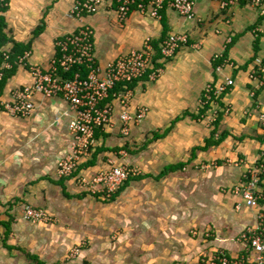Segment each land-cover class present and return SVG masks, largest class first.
<instances>
[{
	"label": "crops",
	"instance_id": "0c3cea01",
	"mask_svg": "<svg viewBox=\"0 0 264 264\" xmlns=\"http://www.w3.org/2000/svg\"><path fill=\"white\" fill-rule=\"evenodd\" d=\"M75 1L9 0L4 12L8 41L1 48L11 53L21 44L25 50L18 56H29L27 64L15 61L0 90V204L8 203L1 214L6 224L0 226V264H35L27 252L46 264H210L216 251L244 253L241 235L257 225L256 211L233 190L246 180L249 168L264 163V71L261 84L250 78L259 67L258 58H264V6L245 1L222 9L216 0H194V19L167 6L166 36L186 32L190 42L172 58L158 59L160 77L152 80L149 68L133 83L131 109L147 106V116L124 135L116 115L114 129H103L91 157L82 159L71 176L61 177L59 162L71 152L73 140L69 124L74 112L68 102L38 93L35 109L24 117L12 116L6 105L17 88L33 83V67L50 68L57 40L80 28L82 22L69 15ZM84 22L94 31L101 65L142 47L148 37L159 42L166 29L162 18L137 9L120 22L115 8L104 7ZM38 27L44 29L34 35ZM228 77L235 84L205 102L206 86ZM122 90L120 86L115 91ZM108 102L118 110L113 94ZM114 165L140 171L119 196L141 182L157 189L143 195L147 206L136 205L139 212L129 216L133 229L129 224L116 228L128 217L112 228L115 235L132 232L126 248L133 255L103 259L100 251L109 253V239L99 237L108 229L105 219L119 196L107 201L77 185L82 176L92 177ZM170 165L175 168L158 177ZM26 205L44 208L51 219L28 221ZM84 239L85 245L74 247ZM74 249L77 254L72 255ZM142 249L144 260L137 258Z\"/></svg>",
	"mask_w": 264,
	"mask_h": 264
},
{
	"label": "built area",
	"instance_id": "2783aa9c",
	"mask_svg": "<svg viewBox=\"0 0 264 264\" xmlns=\"http://www.w3.org/2000/svg\"><path fill=\"white\" fill-rule=\"evenodd\" d=\"M163 1L157 0V4L161 6ZM218 1L223 7L237 4L242 0ZM252 1L254 5L263 4L261 0ZM117 2L115 9L118 20L124 22L129 18L131 5L136 0H117ZM114 3L115 0H76L69 15L82 22L80 28L57 40V52L50 68L44 71L40 67H33L31 70L33 83L17 88L13 93V101L6 105L7 111L12 116L24 117L30 115L35 109L34 97L38 93L49 97L61 96L68 102L70 109L74 112V118L69 124L73 140L71 152L59 162L60 176L74 173L82 159L91 157L96 143L97 129H114L116 115L124 135L130 134L132 125L140 124L145 119L149 108L141 105L135 110L131 109L133 90L127 87V84L144 75L149 68H153L150 74L152 80L160 77L163 72V67H154L156 49L150 37L145 39L142 47L133 49L106 65L98 63L93 40L94 31L84 22V19L87 15L98 13L106 6L113 9ZM3 4L7 5V0H0V5ZM171 5L180 15L187 18L192 16L193 0H172ZM144 6V3L139 4L143 10ZM143 10L141 11L144 13ZM147 13L152 17H159L157 8H150ZM186 41V34H172L162 44L163 59L173 57L179 44ZM28 56L29 52H25L24 55L18 56L17 62L22 65L27 64L25 60ZM257 63L259 67L251 72L250 78L261 84L264 58H258ZM76 66L79 69L73 78L64 77L65 73ZM82 66H85L86 71L81 68ZM12 67L9 51L0 46V79L4 77L5 70ZM119 83H123L125 89L117 92L115 88ZM234 84L235 81L228 77L223 83L207 85L204 94L205 102L218 98ZM111 94L117 100L119 111L114 104L108 102ZM260 120L264 125V111L260 114ZM139 173V169L133 166L114 165L92 177L82 176L79 184L90 192L109 197L131 175ZM245 178L246 180L241 185H237L233 192L242 196L247 206L255 209L257 225L248 226L241 235L240 240L245 244L244 253L230 256L225 251H216L209 259L210 264H264V163L254 164L248 169ZM24 213L26 219L34 224L50 220L43 209L32 206H26ZM71 254H77V249H74Z\"/></svg>",
	"mask_w": 264,
	"mask_h": 264
},
{
	"label": "trees",
	"instance_id": "16d2710c",
	"mask_svg": "<svg viewBox=\"0 0 264 264\" xmlns=\"http://www.w3.org/2000/svg\"><path fill=\"white\" fill-rule=\"evenodd\" d=\"M171 1L172 0H164L163 1V3L161 4V6H159L158 4H157V0H136V2L134 3V4H132L131 5V13L134 11V9H137L138 11H141V10H143L141 7H139V4L140 3H144V13L145 14H148L147 12H149V9L151 8H157V12H158V14H159V17H154V18H158V19H161L162 18V22H163V24H164V26L166 27V29H165V32H164V34H163V36H162V39L158 42V41H154L152 38H151V40H152V44L154 45V47H155V49H156V55H155V57H154V67L156 68V67H158V66H161L160 65V63H158L157 61H158V59L159 58H161V59H163V55H162V44H164V42L167 40V39H169L170 38V36L172 35V34H178V33H170L169 35H167L166 36V32H168V29H167V22H166V18H165V13H164V10H165V8L167 7V6H170V7H172L175 11H177V9L173 6V5H171ZM194 1V0H193ZM218 3H219V1L218 0H216ZM245 1H250L252 4H253V1L252 0H242V1H240L239 3H237V4H233V5H229V6H221L220 5V3H219V5H220V7L222 8V9H229V8H231V7H233V6H236V5H239V4H241V3H243V2H245ZM261 1H263V4L260 6V7H263V5H264V0H261ZM7 2H9V0H7ZM154 2V3H153ZM118 5V2H117V0H115V3H114V8H116V6ZM256 5V4H255ZM259 6V5H258ZM194 8H195V1H194V5H193V9H192V11H191V17H186L187 19H194L195 17H196V14H195V10H194ZM8 9V4L7 5H5V4H3V5H0V35H1V38H0V46H2L3 44H5L7 41H8V37H7V35H6V33H5V27L7 26V24H6V19H5V16H4V12H6V10ZM142 12V11H141ZM178 12V11H177ZM131 13H130V15H131ZM143 13V12H142ZM179 13V12H178ZM44 28L43 27H38L35 31H34V35H37V34H39V32H41L42 30H43ZM182 34H186L187 35V41L186 42H184V43H180L179 44V47H178V49H177V51L179 50V48H181L182 46H188V44H189V42H190V35L188 34V33H186V32H182ZM166 36V37H165ZM165 37V38H164ZM164 38V39H163ZM29 48V47H28ZM25 50V48L23 47V45H17V44H15V46H14V48L11 50V53H10V55H11V62L13 63V68L12 69H10V70H5V73H4V77L2 78V79H0V90H2L3 89V86L5 85V82H6V80H7V77H9L10 76V74L13 72V70H14V68H15V61L17 60V58H18V54L19 53H22L23 51ZM172 58V57H171ZM168 59H170V58H168ZM168 59H165V60H168ZM83 70H85L86 68H85V66H82L81 67ZM79 68H78V66H76V67H74L71 71H69V72H67V73H65L64 74V77H66V78H73V76L75 75V72L78 70ZM149 70V69H148ZM86 71V70H85ZM148 72V71H147ZM146 72V73H147ZM145 73V74H146ZM145 74L144 75H142L141 77H139V78H137L135 81H133V82H131V83H128L127 84V87H129V88H131L132 89V85H133V83H135L136 81H138V80H140V79H142L144 76H145ZM209 85V84H208ZM120 86H122V89L124 90L125 89V87H124V84L123 83H119L117 86H116V88H115V90L116 89H119L120 88ZM207 87V86H206ZM206 89V88H205ZM206 91V90H205ZM203 98H204V96H203ZM103 133V129H100V128H98L97 129V131H96V135H95V137L97 138L100 134H102ZM204 148H205V146H204ZM96 153H97V151H95L94 152V156H96ZM95 158V157H94ZM94 160V159H93ZM91 162H93V161H90V163ZM89 162H87L86 163V165L88 164ZM175 168V166H173V165H170V166H167L166 168H165V170L158 176V177H160V176H162V175H164V174H166L168 171H171V170H173ZM73 173H71V174H68V175H63V176H61V177H67V176H71ZM135 176H137V175H131L130 176V178L128 179V180H126L124 183H123V185L116 191V192H114V193H112V195L111 196H109V197H103L105 200H107V201H111V200H115L118 196H119V194L127 187V185H128V183L130 182V180L131 179H133ZM59 183L62 185V187H63V189H64V192H66V190H65V185H64V183H63V180L60 178V180H59ZM64 185V186H63ZM90 192V191H89ZM86 193H88L87 191L85 192H83V195L84 194H86ZM91 194H94V195H96V196H98V198H101L102 196L100 195V193H93V192H90ZM26 206H32V207H34V208H39V209H43L48 215H49V217H50V219H51V216H50V214L44 209V208H42V207H38V206H33V205H26ZM25 206V207H26ZM1 224H6L4 221H2L1 220V213H0V226H1ZM27 254H28V256H29V258H31L34 262H35V264H46L43 260H41L39 257H38V255H34V254H31V253H28L27 252Z\"/></svg>",
	"mask_w": 264,
	"mask_h": 264
},
{
	"label": "rangeland",
	"instance_id": "374dc122",
	"mask_svg": "<svg viewBox=\"0 0 264 264\" xmlns=\"http://www.w3.org/2000/svg\"><path fill=\"white\" fill-rule=\"evenodd\" d=\"M107 7L108 6H106V8ZM204 94H205V91L203 93V96H204ZM118 111H119V108H118ZM141 171L143 172V174L145 173L144 170L141 169ZM77 186H78V189H80V188L81 189H84V187H82L79 183H78ZM152 189H157V187H156L155 184L154 185H151V187H148L147 185H145V183L141 182L135 188H131V189L130 188H127L126 191L123 192L124 194L122 193L123 195L121 194L122 196H119L118 197V200H116V201H114L113 203L110 204L111 206L114 207V209H111V211H110L111 213L109 215H107L108 218L105 219L106 220L105 227H108V229H105V231H102V235L99 237V238H101V237L108 236L109 242H107L108 246H106V247H107V249H109V253H107V254L104 255L103 253L105 252L104 251L105 249L103 250V252L100 251L101 253L100 252L99 253H100V257L101 258L108 259L106 257V255H107L111 259H115L116 256L119 253H121L122 255H124V254L125 255H133V252L129 251L126 248L127 247V239L129 240L130 238H132V232H131V234L130 233L128 234V232H126V234L122 233V235L121 234H116L115 235V232H112L114 230L112 228H115L116 227V224L120 221V219H122L124 217H128L126 219V221H124L122 224H120L116 228L122 227V226H125V225H128L129 224V226L133 229V227H135V226H134V223H133L132 219L131 220L129 219V216L131 215V216L134 217L135 214L139 212L138 211L139 209H138V207L136 208V205L137 206H141L142 209H144L147 206V204H144L143 203L144 202L143 195L145 196V194L147 195V193H152L151 192ZM84 190H87V189H84ZM91 196L98 198V196H96L94 194H91ZM7 205H8L7 202L5 203L4 206L2 204H0V206H1L0 207L1 214H2V212H4V210L7 209ZM99 210H100V208H99ZM114 212H116V213H114ZM142 216H143V213H141V217ZM141 221L143 223V218L141 219ZM88 223L90 225H92L94 223L93 222V219H90L88 221ZM196 230L199 231V229H196ZM88 242H89V240H88ZM86 243H87V241H86V239H84V240H82V242L80 244H77V245L75 244L76 246H74V247H82ZM104 245H106V244H104ZM141 245L144 246V243L141 242ZM138 253H139V255H137V258L138 259L140 258L141 260H144L145 259V255H144L145 251L142 249V250H140V252L138 251ZM68 257L69 258L70 257L72 258L73 256H71V254L69 253L68 254Z\"/></svg>",
	"mask_w": 264,
	"mask_h": 264
}]
</instances>
